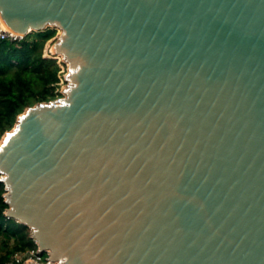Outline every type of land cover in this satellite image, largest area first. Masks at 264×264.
<instances>
[{
  "label": "water",
  "instance_id": "1",
  "mask_svg": "<svg viewBox=\"0 0 264 264\" xmlns=\"http://www.w3.org/2000/svg\"><path fill=\"white\" fill-rule=\"evenodd\" d=\"M0 17L57 29L67 66L0 140L5 215L48 254L26 264H264V0H0Z\"/></svg>",
  "mask_w": 264,
  "mask_h": 264
},
{
  "label": "trees",
  "instance_id": "2",
  "mask_svg": "<svg viewBox=\"0 0 264 264\" xmlns=\"http://www.w3.org/2000/svg\"><path fill=\"white\" fill-rule=\"evenodd\" d=\"M56 34L57 29L47 28L19 40L0 39V140L27 107L63 95L59 89L61 65L56 57L44 54L47 43ZM5 192L0 181V264L17 252L38 248L28 226L6 217L9 205Z\"/></svg>",
  "mask_w": 264,
  "mask_h": 264
},
{
  "label": "built area",
  "instance_id": "3",
  "mask_svg": "<svg viewBox=\"0 0 264 264\" xmlns=\"http://www.w3.org/2000/svg\"><path fill=\"white\" fill-rule=\"evenodd\" d=\"M8 38L12 41L22 39L23 37L18 36L16 34H13L12 32L5 30L3 27V21L0 17V39ZM45 56L48 57H55L52 55V49L50 43H47L44 51ZM58 57V56H57ZM60 57H58V62L61 65L60 70V82L64 83L65 80V71H64V62L59 60ZM66 66V65H65ZM60 92L63 94V91L60 90ZM46 254V256L42 255ZM48 260V254L47 253H39L38 248L37 249H30L24 252H17L14 255H12L11 259L7 261L5 264H26L29 262H38V263H44Z\"/></svg>",
  "mask_w": 264,
  "mask_h": 264
},
{
  "label": "rangeland",
  "instance_id": "4",
  "mask_svg": "<svg viewBox=\"0 0 264 264\" xmlns=\"http://www.w3.org/2000/svg\"><path fill=\"white\" fill-rule=\"evenodd\" d=\"M58 33H59V30H58ZM56 40H57V38H52L48 43H50V45H51V49H52V51H53V45H54V43L56 42ZM52 55L53 56H55L57 59H58V57L57 56H59V55H55V54H53L52 53ZM60 58H59V60L61 61V56H59ZM64 71H65V73H67V66H65L64 65ZM66 82H64V83H62L60 86H59V89L61 90V91H63L64 90V88L66 87Z\"/></svg>",
  "mask_w": 264,
  "mask_h": 264
},
{
  "label": "bare ground",
  "instance_id": "5",
  "mask_svg": "<svg viewBox=\"0 0 264 264\" xmlns=\"http://www.w3.org/2000/svg\"><path fill=\"white\" fill-rule=\"evenodd\" d=\"M3 27H4L5 30H8V31L12 32L13 34H15V32L12 31V29L10 27H8L5 22H3ZM52 53L56 54L54 51H52ZM1 144L2 143H0V146H1Z\"/></svg>",
  "mask_w": 264,
  "mask_h": 264
}]
</instances>
